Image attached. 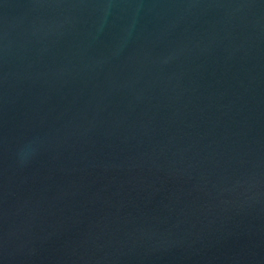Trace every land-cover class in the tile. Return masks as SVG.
<instances>
[{
    "label": "water",
    "instance_id": "1",
    "mask_svg": "<svg viewBox=\"0 0 264 264\" xmlns=\"http://www.w3.org/2000/svg\"><path fill=\"white\" fill-rule=\"evenodd\" d=\"M0 264H264V0H0Z\"/></svg>",
    "mask_w": 264,
    "mask_h": 264
}]
</instances>
